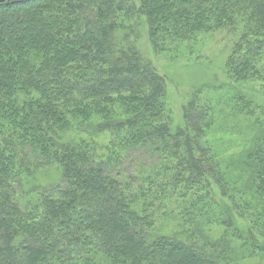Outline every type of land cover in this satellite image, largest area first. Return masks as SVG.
Listing matches in <instances>:
<instances>
[{
    "label": "trees",
    "instance_id": "trees-1",
    "mask_svg": "<svg viewBox=\"0 0 264 264\" xmlns=\"http://www.w3.org/2000/svg\"><path fill=\"white\" fill-rule=\"evenodd\" d=\"M141 19L174 58L229 30L228 79L264 88V0L1 4L0 264H264V107L234 102L249 134L226 156L210 101L177 124Z\"/></svg>",
    "mask_w": 264,
    "mask_h": 264
},
{
    "label": "rangeland",
    "instance_id": "rangeland-1",
    "mask_svg": "<svg viewBox=\"0 0 264 264\" xmlns=\"http://www.w3.org/2000/svg\"><path fill=\"white\" fill-rule=\"evenodd\" d=\"M132 34L130 42L146 61L152 62L158 72L166 77L167 104L177 124L183 122L184 107L197 94L200 99L210 101L220 112V124L212 136L218 140L216 146L222 156L239 151L246 143L247 138L244 136L249 133L244 135L246 123L241 126L237 121L241 115L233 107L234 102L239 99L250 101L261 113L263 108L259 104L264 107V88L258 84H235L228 79L225 67L237 36L229 30L202 34L192 50L184 51L174 58L169 54L158 55L154 52L144 19L134 23ZM77 137L95 140L100 146L109 142L106 133L97 135L89 131L79 133ZM213 233L219 234L220 229H214ZM258 260L264 261V254Z\"/></svg>",
    "mask_w": 264,
    "mask_h": 264
},
{
    "label": "water",
    "instance_id": "water-1",
    "mask_svg": "<svg viewBox=\"0 0 264 264\" xmlns=\"http://www.w3.org/2000/svg\"><path fill=\"white\" fill-rule=\"evenodd\" d=\"M12 1H17V0H0V5L8 3V2H12Z\"/></svg>",
    "mask_w": 264,
    "mask_h": 264
}]
</instances>
